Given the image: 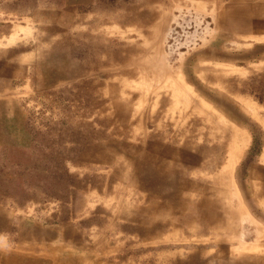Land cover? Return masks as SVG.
Listing matches in <instances>:
<instances>
[{
  "label": "rangeland",
  "instance_id": "374dc122",
  "mask_svg": "<svg viewBox=\"0 0 264 264\" xmlns=\"http://www.w3.org/2000/svg\"><path fill=\"white\" fill-rule=\"evenodd\" d=\"M260 243L264 0H0L3 263L264 264Z\"/></svg>",
  "mask_w": 264,
  "mask_h": 264
},
{
  "label": "bare ground",
  "instance_id": "6f19581e",
  "mask_svg": "<svg viewBox=\"0 0 264 264\" xmlns=\"http://www.w3.org/2000/svg\"><path fill=\"white\" fill-rule=\"evenodd\" d=\"M171 86H172V89H173V91L175 92L176 95L179 96V94L183 95V93H186V94H184V96L186 95V98L189 97V94H187L189 88H187L182 81H177L176 80V81H174L171 84ZM201 101H200V103H198V105H196V109H195L196 112L199 111V110H201L200 112H202L203 108H205L207 106L206 104H203ZM201 107H202V109H201ZM253 111H254L253 115H255V117H257V114L255 113V110H253ZM256 119H258V117ZM231 131H232V133H231V143L229 145V152H228L229 156L227 158L228 159L227 160V164L228 165L225 164V165H227V169L228 170L233 168L236 160L239 158L241 152L243 151V149L247 145V137L243 133H238L239 131H237L235 129H232Z\"/></svg>",
  "mask_w": 264,
  "mask_h": 264
},
{
  "label": "crops",
  "instance_id": "0c3cea01",
  "mask_svg": "<svg viewBox=\"0 0 264 264\" xmlns=\"http://www.w3.org/2000/svg\"><path fill=\"white\" fill-rule=\"evenodd\" d=\"M185 220L186 221H188L189 220V222H187L186 224H184V226H185V228H188L189 230H190V225L189 224H191V222L190 221H192L193 220V217H186L185 218ZM189 225V226H188ZM32 232H31V234L33 235V234H35L36 233V230L35 229H33V230H31ZM25 233H22V234H19L18 235V237L19 236H23ZM243 248H245V247H243ZM255 248H257V251H258V254H261V255H263L264 254V243H260V245L258 246V247H255ZM6 252V250H4V251H0V264H2L3 263V261L1 260L2 258H3V254ZM34 254H36V253H34ZM31 255V254H30ZM29 258H30V260H27V262H24L23 264H36V262H41L40 261V258L39 259H36L35 258V255H31V256H28ZM24 259V258H23ZM52 260V259H51ZM2 261V262H1ZM48 264H50L51 262H50V260L49 261H46ZM262 262H264V261H262ZM3 264H5V263H3ZM38 264V263H37Z\"/></svg>",
  "mask_w": 264,
  "mask_h": 264
}]
</instances>
